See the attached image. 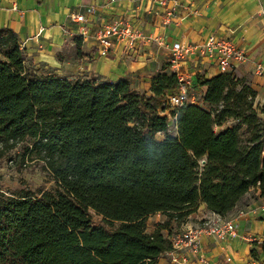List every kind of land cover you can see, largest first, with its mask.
Segmentation results:
<instances>
[{
    "label": "trees",
    "instance_id": "trees-1",
    "mask_svg": "<svg viewBox=\"0 0 264 264\" xmlns=\"http://www.w3.org/2000/svg\"><path fill=\"white\" fill-rule=\"evenodd\" d=\"M166 69L152 79L156 98L128 80L39 76L17 34L0 28V159L22 144L55 181L52 190L0 191V264H157L171 249L165 231L200 204L225 218L250 192L264 197L257 91L233 71L202 80L208 106L174 111V134L162 113L179 80ZM156 214L165 220L149 232ZM254 245L264 253V242Z\"/></svg>",
    "mask_w": 264,
    "mask_h": 264
},
{
    "label": "crops",
    "instance_id": "crops-1",
    "mask_svg": "<svg viewBox=\"0 0 264 264\" xmlns=\"http://www.w3.org/2000/svg\"><path fill=\"white\" fill-rule=\"evenodd\" d=\"M181 2L172 23L165 25L161 14L165 9L154 0H0V28H10L17 34L27 66L39 76L128 80L133 89L149 98H156L152 91L153 77L163 68L173 73V44L200 45L211 35L229 38L247 55L233 72L257 91L254 106L264 120V0ZM88 7L91 12H87ZM75 13H84L87 22H74L71 15ZM115 20L130 23L140 38L133 47L127 40L112 39L108 53L102 55L104 45L96 36L102 26ZM80 28L87 31L84 37L77 36ZM149 36L161 38L165 44L156 41L145 44L143 37ZM179 71L185 79L176 89L188 91L190 103L208 106L204 102L207 87L201 81L221 73L216 61L199 51L192 52L181 61ZM212 214L202 203L185 222H175L173 227L180 233L187 227L200 225ZM225 219L235 221L237 235L226 243L204 238L205 262L191 256V264H264V253L254 245L264 242V197L259 191L247 194ZM165 234L174 235L168 231ZM253 248L258 252L256 257L251 254ZM227 257H231V262ZM157 264L174 263L164 253Z\"/></svg>",
    "mask_w": 264,
    "mask_h": 264
},
{
    "label": "built area",
    "instance_id": "built-area-1",
    "mask_svg": "<svg viewBox=\"0 0 264 264\" xmlns=\"http://www.w3.org/2000/svg\"><path fill=\"white\" fill-rule=\"evenodd\" d=\"M165 12L161 13L159 10L155 12L163 15V23L168 25L172 23L175 18L176 10L182 6L181 0H154ZM91 7L87 8V12H91ZM264 13V10H263ZM71 19L77 23H86L87 18L84 13H75L71 15ZM87 31L80 28L77 36L84 37ZM140 38L135 28L128 22L115 20L102 26L96 36L97 41L104 45L101 50L102 55H106L109 51L111 40L128 41L129 46L133 47L136 40ZM144 43L156 41L160 45L165 42L161 38L143 37ZM172 50V69L176 73L179 80V85L184 84L185 76L179 71L180 63L186 59L192 52L199 51L202 55L208 56L216 61L221 73H227L234 70L237 64L244 62L247 55L239 49L233 40L225 37L211 35L203 44L188 45L185 43H175L171 47ZM164 104L168 106V118L172 120L177 132V125L175 123L176 115L174 111L181 108L183 105L189 103L187 91L183 88L180 90L168 92L164 98ZM201 165L205 164V160L200 161ZM237 235V226L234 220H227L220 215L213 212L211 216L205 217L200 225L187 227L180 233L170 236L171 249L166 252L170 260L174 264H191V256L197 257L201 262H205L203 253V241L206 237L215 238L216 240L227 242ZM227 261L231 262V257H227Z\"/></svg>",
    "mask_w": 264,
    "mask_h": 264
},
{
    "label": "rangeland",
    "instance_id": "rangeland-1",
    "mask_svg": "<svg viewBox=\"0 0 264 264\" xmlns=\"http://www.w3.org/2000/svg\"><path fill=\"white\" fill-rule=\"evenodd\" d=\"M188 97L190 100V93H188ZM162 104L163 103H161V109H164L165 107ZM167 112L168 111H164L162 114L167 116ZM229 122L232 125L236 124L235 120H230ZM169 123L170 131L175 134V127L173 126L172 120H170ZM239 129L242 139L246 140L248 137L247 127L239 124ZM158 138L161 139L162 135H158ZM54 187L55 181L51 174L45 169L42 161L30 159L28 155L24 156L22 144H18L0 159V191L5 195H14L22 190H52ZM89 212L94 226L104 225L98 214L93 210ZM158 220H165V216H152L151 219L149 218L147 221V231H152L156 227ZM177 230V227L172 226V232L174 234L179 233V230Z\"/></svg>",
    "mask_w": 264,
    "mask_h": 264
}]
</instances>
